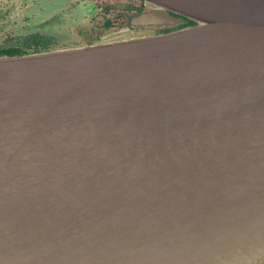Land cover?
Here are the masks:
<instances>
[{"label": "water", "instance_id": "water-1", "mask_svg": "<svg viewBox=\"0 0 264 264\" xmlns=\"http://www.w3.org/2000/svg\"><path fill=\"white\" fill-rule=\"evenodd\" d=\"M163 35L0 58V264H264V0H142Z\"/></svg>", "mask_w": 264, "mask_h": 264}, {"label": "flooded vegetation", "instance_id": "flooded-vegetation-1", "mask_svg": "<svg viewBox=\"0 0 264 264\" xmlns=\"http://www.w3.org/2000/svg\"><path fill=\"white\" fill-rule=\"evenodd\" d=\"M154 11L142 0L5 1L0 10V58L158 36L194 25L173 13L170 17L181 20L173 27L134 24L136 18ZM10 27H16L12 34L7 33Z\"/></svg>", "mask_w": 264, "mask_h": 264}, {"label": "rangeland", "instance_id": "rangeland-1", "mask_svg": "<svg viewBox=\"0 0 264 264\" xmlns=\"http://www.w3.org/2000/svg\"><path fill=\"white\" fill-rule=\"evenodd\" d=\"M14 2L15 0H0V10L2 9H4V2ZM47 5V7H49V5L48 4H46ZM1 6H3V7H1ZM18 20V18L16 19V21ZM16 27H10L9 29H7V33H11L12 34V31H13V29H15Z\"/></svg>", "mask_w": 264, "mask_h": 264}, {"label": "trees", "instance_id": "trees-1", "mask_svg": "<svg viewBox=\"0 0 264 264\" xmlns=\"http://www.w3.org/2000/svg\"><path fill=\"white\" fill-rule=\"evenodd\" d=\"M189 24H190V25H193V24L195 25V23L192 22V21H189ZM194 25H193V26H194ZM188 27H189V26H188Z\"/></svg>", "mask_w": 264, "mask_h": 264}]
</instances>
